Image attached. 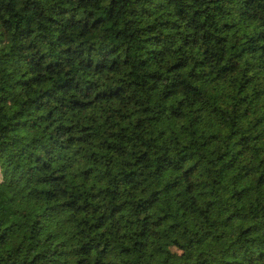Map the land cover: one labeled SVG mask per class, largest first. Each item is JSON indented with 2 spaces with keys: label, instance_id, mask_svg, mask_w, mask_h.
<instances>
[{
  "label": "clouds",
  "instance_id": "clouds-1",
  "mask_svg": "<svg viewBox=\"0 0 264 264\" xmlns=\"http://www.w3.org/2000/svg\"><path fill=\"white\" fill-rule=\"evenodd\" d=\"M0 264H264V0H0Z\"/></svg>",
  "mask_w": 264,
  "mask_h": 264
}]
</instances>
